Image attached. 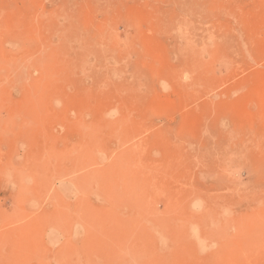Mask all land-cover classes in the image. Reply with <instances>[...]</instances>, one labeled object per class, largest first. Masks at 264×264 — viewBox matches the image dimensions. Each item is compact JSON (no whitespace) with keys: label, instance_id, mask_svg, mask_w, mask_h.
Listing matches in <instances>:
<instances>
[{"label":"rangeland","instance_id":"374dc122","mask_svg":"<svg viewBox=\"0 0 264 264\" xmlns=\"http://www.w3.org/2000/svg\"><path fill=\"white\" fill-rule=\"evenodd\" d=\"M0 264H264V0H0Z\"/></svg>","mask_w":264,"mask_h":264},{"label":"bare ground","instance_id":"6f19581e","mask_svg":"<svg viewBox=\"0 0 264 264\" xmlns=\"http://www.w3.org/2000/svg\"><path fill=\"white\" fill-rule=\"evenodd\" d=\"M257 91H258V90H257ZM243 114H244V113H243ZM258 116H259V115H258ZM72 148H73V147H72ZM91 148H92V147H91ZM79 149H80V148H79ZM79 149H78V150H79ZM78 150H77V151H78ZM74 152H75V151H74ZM71 155H72V154H71ZM140 157H141V156H140ZM136 158H137V157H136ZM121 159H122V158H121ZM133 160H134V159H133ZM134 161H136V160H134ZM131 163H132V161H131ZM135 167H136V165H135ZM120 168H121V167H120ZM125 169H126V168H125ZM119 170H120V169H119ZM145 171H146V170H145ZM148 172H149V170H148ZM128 173H129V172H128ZM128 175H129V174H128ZM98 177H99V176H98ZM100 177H101V176H100ZM130 177H131V176H130ZM135 177H136V176H135ZM123 179H124V178H123ZM110 184H111V183H110ZM78 187H79V186H78ZM128 187H129V186H128ZM79 189H80V188H79Z\"/></svg>","mask_w":264,"mask_h":264}]
</instances>
